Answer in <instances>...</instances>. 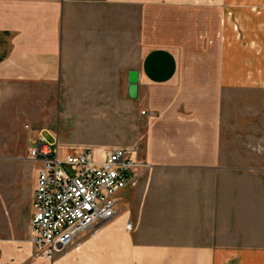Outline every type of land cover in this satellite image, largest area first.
Masks as SVG:
<instances>
[{"label":"crops","instance_id":"crops-1","mask_svg":"<svg viewBox=\"0 0 264 264\" xmlns=\"http://www.w3.org/2000/svg\"><path fill=\"white\" fill-rule=\"evenodd\" d=\"M31 84L80 122L107 121L88 106H116L110 120L126 114L131 138L93 142L95 152L138 142L149 164L110 226L80 234L52 264H80L107 234L110 264H264V150L250 142L263 138L264 102L247 96L264 93V0H0V92ZM45 131L63 152L89 145ZM13 166L28 235L38 163Z\"/></svg>","mask_w":264,"mask_h":264},{"label":"built area","instance_id":"built-area-1","mask_svg":"<svg viewBox=\"0 0 264 264\" xmlns=\"http://www.w3.org/2000/svg\"><path fill=\"white\" fill-rule=\"evenodd\" d=\"M31 137L27 156L38 167L28 241L37 256L50 260L80 234L123 209L119 208L122 193L149 169V164L123 147H113L102 156L80 147L63 152L40 132ZM125 229H131V222Z\"/></svg>","mask_w":264,"mask_h":264},{"label":"rangeland","instance_id":"rangeland-1","mask_svg":"<svg viewBox=\"0 0 264 264\" xmlns=\"http://www.w3.org/2000/svg\"><path fill=\"white\" fill-rule=\"evenodd\" d=\"M209 44H211V42H209ZM208 49H210V46ZM208 65L215 67L216 60L213 58L209 59ZM37 86L38 85L31 84L26 85L28 89L25 90L0 92V201L4 205V212L6 211L5 216L0 217V264H52L53 260V258L47 260L34 253L33 246L28 242L29 234L27 235L25 232V227L29 224L28 219L25 218V214H27L28 217L30 211L29 197L21 188H15L10 185V182L13 180V163L17 161L19 157L29 159L27 152L32 135L36 134V132H40L49 141H55L56 145L60 147L58 139L50 136L45 130L57 129L64 134L67 133L66 131L69 129L67 133L68 140L72 141L77 139L84 143H89L88 147H79L91 150H94V146L91 144L93 142L107 144L115 143L119 145L131 138L130 135L128 137L126 135V114L122 116L118 114L114 117L116 120L119 119L120 122H111L110 120L112 118L110 116L111 111L115 110L116 106L111 107L103 105L102 107L96 108L88 106L86 107L88 111L96 109L97 111L108 113L109 116L104 117L107 121L98 124L80 122L75 118L71 119L68 116L63 117V115H61L62 106L55 105V101L53 102L54 104H51L52 98L55 100L57 97V92L51 93L46 90H38L36 89ZM101 93H103L102 102H107L104 96L106 92ZM247 96L257 101L261 100V102H264V93L252 91L248 93ZM113 102L117 103V100L115 99ZM120 103L121 100L120 102L118 101V105H120ZM257 109L261 112L259 116H262L264 123V106L258 107ZM25 124L26 126L29 124L38 131L33 130V134L28 138V133L24 128ZM117 130L119 132H117ZM121 130L124 131L121 132ZM262 136V139H252L250 142L254 146H261L264 150V131ZM138 144V142H135L131 144V146H123V148L131 150L138 160L148 163L139 156L137 151ZM113 147L115 146L110 147L108 150ZM76 148L78 147L74 146V149ZM148 170L149 169H146L142 172V175L137 181L142 178ZM121 199L123 201V197ZM126 223H128V221ZM105 226H110V220L107 221ZM103 240L102 245L94 252H90L80 264H110L109 234L105 235Z\"/></svg>","mask_w":264,"mask_h":264},{"label":"water","instance_id":"water-1","mask_svg":"<svg viewBox=\"0 0 264 264\" xmlns=\"http://www.w3.org/2000/svg\"><path fill=\"white\" fill-rule=\"evenodd\" d=\"M138 73L135 70L128 72L127 96L131 99L137 97L138 93Z\"/></svg>","mask_w":264,"mask_h":264}]
</instances>
